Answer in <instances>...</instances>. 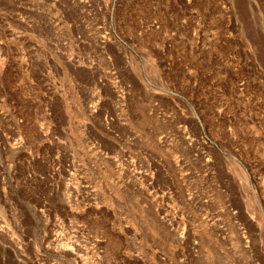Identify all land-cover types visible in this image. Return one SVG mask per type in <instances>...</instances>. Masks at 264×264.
<instances>
[{"label":"rangeland","instance_id":"1","mask_svg":"<svg viewBox=\"0 0 264 264\" xmlns=\"http://www.w3.org/2000/svg\"><path fill=\"white\" fill-rule=\"evenodd\" d=\"M0 264H264V0H0Z\"/></svg>","mask_w":264,"mask_h":264}]
</instances>
